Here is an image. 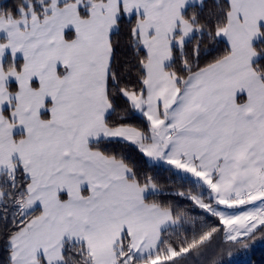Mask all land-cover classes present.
I'll use <instances>...</instances> for the list:
<instances>
[{"label":"snow or ice","instance_id":"obj_1","mask_svg":"<svg viewBox=\"0 0 264 264\" xmlns=\"http://www.w3.org/2000/svg\"><path fill=\"white\" fill-rule=\"evenodd\" d=\"M257 244L264 0H0V264Z\"/></svg>","mask_w":264,"mask_h":264},{"label":"trees","instance_id":"obj_2","mask_svg":"<svg viewBox=\"0 0 264 264\" xmlns=\"http://www.w3.org/2000/svg\"><path fill=\"white\" fill-rule=\"evenodd\" d=\"M233 264H264V244H257L251 251L238 254Z\"/></svg>","mask_w":264,"mask_h":264}]
</instances>
